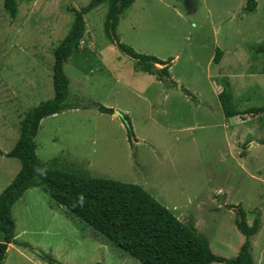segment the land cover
<instances>
[{"label":"rangeland","instance_id":"1","mask_svg":"<svg viewBox=\"0 0 264 264\" xmlns=\"http://www.w3.org/2000/svg\"><path fill=\"white\" fill-rule=\"evenodd\" d=\"M90 1L18 0L13 17L0 0L5 153L19 138L26 113L54 97V51L74 10ZM247 1L135 0L117 33L138 53L170 61V77L163 79L137 71L136 60L108 38L107 4L91 10L86 48L64 63L66 101L78 108L44 118L35 141L39 158H58L60 169L141 185L179 219L194 223L217 255L235 257L245 241L236 225V206H242L250 225L260 219L251 253L255 264H264V53L258 49L264 45V0H256L253 12L245 10ZM217 49L223 52L219 62ZM223 89L242 115L225 114ZM251 107L260 113H245ZM117 110L129 117L132 131ZM20 169V159L0 154L1 192ZM31 190L13 206L19 245L12 243L6 264H50L44 254L71 264H143L41 188Z\"/></svg>","mask_w":264,"mask_h":264},{"label":"trees","instance_id":"2","mask_svg":"<svg viewBox=\"0 0 264 264\" xmlns=\"http://www.w3.org/2000/svg\"><path fill=\"white\" fill-rule=\"evenodd\" d=\"M134 2L135 0H91L86 6L74 10L71 28L54 51V97L31 108L20 120L19 138L9 152L5 153L0 148L1 155L15 157L21 161L20 171L0 193V264H5L9 244H19L16 240L13 205L32 187L41 188L74 217L88 223L95 231L106 236L143 264H255L251 253V238L260 230V219L256 218L250 225L246 210L242 206H236V225L246 239L235 257H224L214 253L208 238L197 230L194 223L179 219L170 208L159 202L141 185L94 177L85 169H60L57 166L58 158L44 162L37 154L35 138L41 121L66 109L78 108L75 103L66 101L70 91V79L65 74L64 63L75 52L86 48L80 46L81 39H86L87 42L90 39L87 35L89 32L85 15L96 7L107 4L106 34L123 53L136 60L137 71L155 75L160 79L170 77V61L138 53L123 43L117 33L121 15ZM256 7V0H248L245 10L253 12ZM4 8L11 16H16L18 0H4ZM258 49L264 53V45ZM222 53V50L217 49L214 58L216 62L221 60ZM157 64L163 67L158 68ZM227 98L230 102H227ZM231 99V95L223 89L220 101L228 116L240 113L233 108ZM96 107L103 113H115L112 107L102 104H97ZM251 108V111H258L257 108ZM125 117L129 119L127 115ZM129 122L131 123L130 120ZM130 134L133 137L132 132ZM261 143L264 144V141ZM36 169L46 170L45 174L39 175ZM81 194L84 197L82 205L79 203ZM43 257L50 264H71L48 254Z\"/></svg>","mask_w":264,"mask_h":264},{"label":"crops","instance_id":"3","mask_svg":"<svg viewBox=\"0 0 264 264\" xmlns=\"http://www.w3.org/2000/svg\"><path fill=\"white\" fill-rule=\"evenodd\" d=\"M221 105H222V103H221ZM222 107H223V106H222ZM248 109H249L248 111H250V112H245V113H251V114H253V113L256 112V115H257V114H258L257 112H260V111H251L252 108H248ZM223 110H224V109H223ZM225 114H226V113H225ZM242 114H243V113H238V114H235V115H242ZM235 115H232V116H235ZM227 116H228V115H227ZM232 116H228V117H232ZM32 188H35V187H32ZM32 188H29L27 191H32V190H31ZM0 192H1V191H0ZM24 194H25V193H24ZM24 194H23L19 199H21V198L24 196ZM19 199H18V200H19ZM18 200H17V201H18ZM14 205H15V204H14ZM14 205H13V206H14ZM12 211H13V209H12ZM15 233H16V232H15ZM16 240L18 241V237H17V235H16ZM18 242H19V241H18ZM16 245H17V244H16ZM18 245H19V244H18ZM10 246L13 247L12 243L9 244L8 250L11 249ZM14 251H15V254L18 253L17 250L14 249ZM6 262H7V261H5V264H6Z\"/></svg>","mask_w":264,"mask_h":264},{"label":"water","instance_id":"4","mask_svg":"<svg viewBox=\"0 0 264 264\" xmlns=\"http://www.w3.org/2000/svg\"><path fill=\"white\" fill-rule=\"evenodd\" d=\"M116 114L118 116H121L124 120V122H126V126L129 128L130 131H132V126L131 123L129 122V120L124 116V114L122 112H120L119 110L116 111Z\"/></svg>","mask_w":264,"mask_h":264},{"label":"clouds","instance_id":"5","mask_svg":"<svg viewBox=\"0 0 264 264\" xmlns=\"http://www.w3.org/2000/svg\"><path fill=\"white\" fill-rule=\"evenodd\" d=\"M36 171H37V173H38L39 175H43V174H45V171H46V170H44V169H36ZM83 202H84V197H83V195L81 194V195L79 196V203L82 205Z\"/></svg>","mask_w":264,"mask_h":264},{"label":"built area","instance_id":"6","mask_svg":"<svg viewBox=\"0 0 264 264\" xmlns=\"http://www.w3.org/2000/svg\"><path fill=\"white\" fill-rule=\"evenodd\" d=\"M83 41L87 42L86 39H81V41H80V46H81V47H84V46L82 45V42H83Z\"/></svg>","mask_w":264,"mask_h":264}]
</instances>
